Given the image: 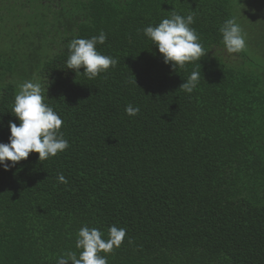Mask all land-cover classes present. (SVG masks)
I'll list each match as a JSON object with an SVG mask.
<instances>
[{
  "label": "trees",
  "instance_id": "obj_1",
  "mask_svg": "<svg viewBox=\"0 0 264 264\" xmlns=\"http://www.w3.org/2000/svg\"><path fill=\"white\" fill-rule=\"evenodd\" d=\"M9 1L0 0L1 23ZM39 1L44 34L58 44L37 61L40 84L70 146L44 161L32 152L10 170L0 162V264L79 257L82 227L107 240L113 225L127 236L101 253L108 264H264V13L242 23L243 0ZM173 11L195 13L191 27L209 50L176 70L143 31ZM233 17L261 31L262 63L245 51L241 65L213 54ZM102 31L97 50L118 65L95 79L66 68L70 42ZM16 62L0 48L1 76ZM194 70L200 81L188 93L180 86ZM18 91L11 80L0 88L2 143L11 142L10 121L21 123Z\"/></svg>",
  "mask_w": 264,
  "mask_h": 264
},
{
  "label": "clouds",
  "instance_id": "obj_2",
  "mask_svg": "<svg viewBox=\"0 0 264 264\" xmlns=\"http://www.w3.org/2000/svg\"><path fill=\"white\" fill-rule=\"evenodd\" d=\"M195 22V13L184 16L173 11L171 18H165L158 26H148L143 31L153 44L158 45L165 63L171 64L173 69L185 68L190 62L201 60L209 50L200 43L197 31L191 27ZM139 31V30H138ZM223 34V43L228 53H239L247 49L246 33L235 17L228 19L220 28ZM107 34L101 32L90 39L77 38L70 42V57L67 67L83 73L89 79H95L101 73L118 65L119 60L104 55L97 50V44H104ZM106 79V77H105ZM200 81V71L194 70L181 84L180 89L191 93ZM129 83L136 84L137 79L129 78ZM44 89L38 82L27 81L20 85L15 96L12 112L21 123L10 121V143L0 142V162L4 168L10 170L18 162L29 158L32 152L39 153L40 161L58 155L70 145L64 138L61 128L64 121L58 113L45 103ZM129 115H138L139 107L129 104L126 108ZM11 161V166L9 165ZM61 183L67 184V178L61 173L58 177ZM104 233L95 227L84 226L79 230L77 248L82 249L77 256L74 251H68L58 258V264H108L107 257L101 253H113L119 248L126 236L127 230L111 226L109 239L102 238ZM132 242V241H130Z\"/></svg>",
  "mask_w": 264,
  "mask_h": 264
},
{
  "label": "rangeland",
  "instance_id": "obj_3",
  "mask_svg": "<svg viewBox=\"0 0 264 264\" xmlns=\"http://www.w3.org/2000/svg\"><path fill=\"white\" fill-rule=\"evenodd\" d=\"M35 1L30 0L22 6V3L11 0L4 7L5 19L2 23L0 22V48H6L8 59L12 61L16 59L17 62L11 71L7 70L2 76L0 75V88L4 82L10 80L16 82L19 88L27 81L40 83L37 61L45 59L58 46L56 41L51 39L54 38L53 34L47 33V36L44 34L46 22L43 20V15L46 6L39 0ZM242 2L245 3L242 4L244 8L239 7L241 13L238 12L242 23L249 18L256 19L264 13V0H243ZM244 15L249 17L244 18ZM237 23H239L238 20ZM252 25H255L253 21L241 25L246 33L245 52L250 58L252 57L251 59L262 63L261 31H256L255 26ZM212 52L232 65H241L245 61L244 57L238 53H228L226 47H214Z\"/></svg>",
  "mask_w": 264,
  "mask_h": 264
}]
</instances>
